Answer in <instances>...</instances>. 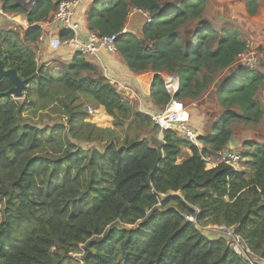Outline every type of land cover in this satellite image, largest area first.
Returning a JSON list of instances; mask_svg holds the SVG:
<instances>
[{"label": "trees", "instance_id": "obj_1", "mask_svg": "<svg viewBox=\"0 0 264 264\" xmlns=\"http://www.w3.org/2000/svg\"><path fill=\"white\" fill-rule=\"evenodd\" d=\"M58 1L35 0L29 8L2 0L4 12L23 15L29 25L23 36L0 28V59L29 83L24 101L0 96V264H66L78 252L84 264H251L225 234H205L200 225L208 224L233 227L264 258V143L246 141L247 149L240 150L246 161L238 169L211 165L233 136V120H264L257 99L264 72L240 66L221 83L217 91L229 108L198 144L171 130L159 136L154 123L158 135L152 139L126 137L102 150L76 148L64 140L63 124L39 128L24 112L60 103L74 130L89 114L79 101L85 97L117 122L153 119L135 111L80 52L58 72L38 65L33 45ZM243 1L255 15L260 0ZM132 6L152 15L142 38L119 34ZM206 7L207 0H94L88 22L94 33L119 34L116 43L128 67L153 71L151 97L167 105L172 96L159 72L180 77L175 100H196L246 50L237 30L208 23ZM192 21L196 26L186 36ZM12 86L10 78H0V93ZM235 105L242 114L230 110ZM184 148L191 154L179 161ZM190 214L196 223L187 219Z\"/></svg>", "mask_w": 264, "mask_h": 264}, {"label": "rangeland", "instance_id": "obj_2", "mask_svg": "<svg viewBox=\"0 0 264 264\" xmlns=\"http://www.w3.org/2000/svg\"><path fill=\"white\" fill-rule=\"evenodd\" d=\"M17 1L26 6H30L29 8H31L32 4L35 2V0ZM174 1L175 0H163L164 3H173ZM2 4V0H0V28L14 29L16 27L14 30L23 36L26 30V24L24 25V20L21 18L24 16L19 13L4 12ZM204 17L213 28L221 29L222 27L227 26L237 30L239 32L240 39L244 43H250L254 46L260 61V66L257 70L264 72V0H260L258 11L255 15H250L248 13L243 0H207ZM27 25H29L28 22ZM195 26L196 21L188 23V26L185 28L186 36H189L190 30ZM64 41L65 39L63 40L62 47L58 51H54L48 46V52L52 58H50L47 62L42 61V59L39 58L37 60L38 65L43 66L46 69H53L57 72L61 71L67 63H69L74 54L73 51H70L71 55L69 58L66 60L62 59L64 58L62 56L63 54H61L65 49ZM38 48L39 47L36 48V51L39 50ZM241 58H243V56L238 58L233 65L219 72L215 81L208 85L207 89L199 96L198 99L190 100L188 98H181V100H177L178 103H182L190 112L191 124L198 132L199 129L193 125L196 113L200 116L203 122V124L199 127L202 128L204 132H212L213 126L223 120L224 112L229 107L222 104V98L218 94L217 90L221 83L225 79L229 78L238 67L245 66ZM26 92L27 90L25 91V94ZM26 98L27 96L25 95L21 101H24ZM257 99L260 100L264 106V84L261 86L257 94ZM79 101L83 102L82 109L88 111L89 114L83 122L76 123L74 130L71 128V124L68 123L67 117L62 113L60 103L45 104L46 102H44L43 108H33L25 111L24 115L29 123L39 128L63 124L64 130L61 133L64 140L69 139V141L73 143L76 148L91 149L93 147H97L102 150L105 144L110 141L120 144L126 137L128 139L136 140L141 138L152 139L153 135H158V128L155 129V127H152L154 122L151 118H147V120L145 117L141 119L132 118L128 121L117 122L116 120H113L112 117L105 114L104 110L99 109L100 107L96 108V105L91 99L82 97ZM89 106L92 108V112H90ZM230 110L234 111L236 114H242V110L238 105L231 107ZM148 116L151 117L150 115ZM208 124L210 126H207ZM230 128L233 132V136L235 137L234 140H236L235 144L241 145V148L237 150H246L247 147L244 146L246 141L259 144L264 143V120L256 123L247 122L243 119H236L230 123ZM160 135L161 133H159V136ZM250 150L251 149H249V151ZM188 154H191V151L184 148L179 161H183ZM244 161L246 160L243 159L241 165L244 164ZM216 162L217 164L219 163L218 160H216ZM4 219L5 201L0 200V224L4 221ZM200 226H202L201 229L205 234L213 238L224 234L223 232L216 231L213 228V226H215L213 224ZM128 227L134 226L130 225ZM227 239L234 247L233 238L227 237ZM81 249V251H83V246H81ZM82 253L83 252L71 254L72 260L67 261L66 264H84L82 260Z\"/></svg>", "mask_w": 264, "mask_h": 264}, {"label": "built area", "instance_id": "obj_3", "mask_svg": "<svg viewBox=\"0 0 264 264\" xmlns=\"http://www.w3.org/2000/svg\"><path fill=\"white\" fill-rule=\"evenodd\" d=\"M89 0H60L57 2L56 9L52 12L51 16L45 20L41 25L45 29L44 35L40 37L42 40L49 37V44L52 50L58 51L64 43L69 46L73 52H80L87 57L98 56L101 51L106 50L111 53H118V45L116 38L121 33L130 32L128 21H131L136 16H141L144 23L147 24L152 21V15L141 7L132 6L127 15V23L123 30L117 35H100L98 33H90L87 37L80 36L81 24L76 20V14L82 5ZM94 1V0H90ZM144 24V25H145ZM68 31L66 35H61V32ZM241 58L245 67L257 70L260 66L259 57L256 54L252 44H246V50ZM241 56V57H242ZM164 79V86L171 94L172 99L167 104L166 109L152 116L154 123L159 127L160 133L164 131H174L179 136L198 144L199 133L191 124V116L188 109L174 99L175 94L180 87V77L173 74H164L159 72ZM126 88V87H125ZM90 112L92 108L89 106ZM242 160V152L237 149L223 150L218 153V161L224 162L239 168V163ZM212 166L217 165V162L211 163ZM195 211L199 212V208L193 207ZM189 221L196 223V216L194 214L187 215ZM213 228L218 232H223L227 237L233 238L234 249L238 254L244 255L250 260L251 264H257L261 261L264 263L263 257L256 256L246 245L244 239L235 233L233 227L226 225H215Z\"/></svg>", "mask_w": 264, "mask_h": 264}, {"label": "crops", "instance_id": "obj_4", "mask_svg": "<svg viewBox=\"0 0 264 264\" xmlns=\"http://www.w3.org/2000/svg\"><path fill=\"white\" fill-rule=\"evenodd\" d=\"M92 3L93 1L90 0L85 2L76 14V20H78L81 24L80 36L82 38H85L90 33H92L88 22V11L91 9ZM21 19L24 20V25H27V21L25 20V18L22 17ZM144 24V19L141 16H136L131 21H128L130 32L135 33L140 38L143 37ZM26 25L25 29L28 27V25ZM14 29H16V27ZM44 32L45 29H43L42 31L43 35ZM49 40V37L44 36L42 40L39 39V41L33 45L35 51L36 48L39 47V50L36 51L37 60L41 58L42 61L47 62L50 58H52V56H50L48 52V46L50 47ZM70 51L71 49L69 48V46L65 44L64 52L61 53L64 57L62 58L63 60L69 58V56L71 55ZM86 58L97 66L101 75H103L111 83H114L116 85L118 90L122 93L123 97L133 106L135 111H139L152 117L153 115L161 113L166 109V105L156 103L151 97L152 83L155 76V73L153 71L131 70L120 52L111 53L109 51L103 50L98 56ZM99 109L104 110V107L100 106ZM194 117L195 118L193 125L199 129V136L209 134L210 132H204V130L199 127L203 124L200 116H198L196 113V116ZM207 126L210 125L208 124ZM234 138V136L231 137V139L227 143L225 150L241 148L240 144H235L236 140H234ZM212 163H214V161Z\"/></svg>", "mask_w": 264, "mask_h": 264}, {"label": "water", "instance_id": "obj_5", "mask_svg": "<svg viewBox=\"0 0 264 264\" xmlns=\"http://www.w3.org/2000/svg\"><path fill=\"white\" fill-rule=\"evenodd\" d=\"M3 77L10 78L13 86L8 91L0 93V96H12L15 99H23L29 80L23 79L16 69L6 68L4 60L0 59V78Z\"/></svg>", "mask_w": 264, "mask_h": 264}]
</instances>
